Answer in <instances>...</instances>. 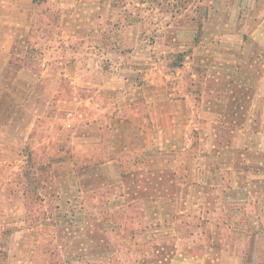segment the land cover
I'll list each match as a JSON object with an SVG mask.
<instances>
[{
  "label": "rangeland",
  "instance_id": "374dc122",
  "mask_svg": "<svg viewBox=\"0 0 264 264\" xmlns=\"http://www.w3.org/2000/svg\"><path fill=\"white\" fill-rule=\"evenodd\" d=\"M98 6L99 37H91L98 20L94 11L78 16L85 33L70 43L66 56L80 58L90 51L88 42H103L105 48L95 50L101 74L39 81L26 91L27 81L20 82V89L9 79L14 75L9 66L6 80L0 81V264H175L183 260L172 263L176 238L190 230L212 234L218 247L224 240L238 247L244 264H264L263 234L256 255L252 240H241L244 250L237 243L244 236L235 229L223 231L221 224L183 225L182 218L173 223L171 215L167 220L172 223H160L155 209L146 218L141 199L169 193L172 176L127 171L135 170V160L112 153L124 152L118 137L112 144L107 131L93 134L87 118L93 110L84 111L88 107L78 102L92 97L90 91L99 84L127 89L138 80L144 89L171 94L172 104L189 96L197 125L208 135L197 146L202 151L210 148L213 128V136L217 131L220 137L248 118L264 122V0H82L78 12ZM50 13L53 25L59 16ZM125 35L138 44L123 48ZM144 49L156 65L142 64L147 70L138 75L119 64L131 52L141 62L144 56L138 53ZM23 62L29 69V60ZM116 70L128 74L129 82L115 81ZM96 100L108 103L102 93ZM106 117L98 115V122ZM230 152L223 156L225 167L233 166ZM170 207L171 202L164 210L171 212ZM209 253L210 264L221 258L217 250Z\"/></svg>",
  "mask_w": 264,
  "mask_h": 264
},
{
  "label": "crops",
  "instance_id": "0c3cea01",
  "mask_svg": "<svg viewBox=\"0 0 264 264\" xmlns=\"http://www.w3.org/2000/svg\"><path fill=\"white\" fill-rule=\"evenodd\" d=\"M78 2L82 0H0V81L6 80L9 66L13 67L14 74L9 79L18 82L20 89H23L20 82L27 81L29 86L26 91L32 90L33 84L39 81L68 80L75 79V76L102 73L95 50L105 46L99 40L92 44L83 42H88L86 47L90 51H86L80 58L74 56L69 59L66 56L70 43L78 38V34L85 33V26L78 24V16L85 17L94 11L98 20L90 30L91 37H99L102 29L99 6L96 10L84 8L80 14ZM50 10L59 16L58 22L53 25L51 22L54 18L51 19ZM124 32L129 33V29ZM191 40L197 44L193 40V34ZM137 44L138 41H130L125 35L122 47L132 48ZM149 52L145 49L139 51L138 54L144 56L141 62L131 52L119 64L123 62L125 70H135V74L139 75V72L147 70L142 64L151 67L152 64L156 65ZM26 59L29 60L30 67L27 70L23 62ZM117 62L114 65H119ZM71 65L76 69L72 70ZM115 72V81L120 78L123 85L129 82V75L123 70ZM139 81L130 83L127 89L113 87L109 83L102 86L99 84L95 91H90L92 97L78 102L83 101L82 107H88L84 111L93 110L91 116L87 117L90 119L88 127H92L93 134L107 131L109 137H112V144L115 142L114 138L118 137L119 146L124 147V152L113 150L112 153H119L121 159L135 160L136 163L132 166L135 170L129 168L127 171L131 174L142 171L151 175L164 172L172 176V190L169 193L141 199L145 217L150 218L155 209L160 223H172L167 220L171 215L173 223H176L177 218H182L183 221L179 223L183 225L193 221H196V225L198 222L206 226L221 224L223 231L232 233L235 229L237 234L244 236L237 239L238 246H244V250L247 246L241 240H252L253 250L257 255L258 241L262 234L264 236V122L247 117L242 125L231 129V136L224 134L218 137L217 131L213 136L216 130L213 128L210 148L202 151L197 146L203 144L202 140H206L208 135L197 125L200 124L197 121L199 117L193 104L187 103L189 96L183 95L181 102L172 104L176 100L170 98L171 94L166 95L161 89H144ZM93 87L97 85L94 84ZM101 93L108 97L105 105H100L96 100ZM258 93L259 90L256 95ZM19 95H22L21 92ZM167 102L169 111L166 110ZM90 106L93 107L89 108ZM260 112L261 109L258 113ZM100 114L107 116L101 124L97 118ZM184 117L186 120L179 126L178 122ZM204 124L207 125L208 122ZM164 150L171 154H163ZM227 150H232L230 155L233 156L231 162L234 167H225L223 164L228 160L223 157ZM175 152H180L183 156ZM170 202L172 211L166 212L164 208ZM220 215L221 222L214 220ZM255 228L258 230L253 231ZM211 236L212 234L193 230L184 236L179 235L172 263L176 258H183L175 264H210L209 252L217 250L221 260L216 259L215 264H244L242 251L238 247H231L226 240L220 242L218 247L214 244L217 242L213 241L215 238L210 240Z\"/></svg>",
  "mask_w": 264,
  "mask_h": 264
},
{
  "label": "trees",
  "instance_id": "16d2710c",
  "mask_svg": "<svg viewBox=\"0 0 264 264\" xmlns=\"http://www.w3.org/2000/svg\"><path fill=\"white\" fill-rule=\"evenodd\" d=\"M200 224H201V223H200ZM197 225H198V223H197ZM197 225H196V226H197ZM257 230H258V229L255 228V230H253V231H257Z\"/></svg>",
  "mask_w": 264,
  "mask_h": 264
}]
</instances>
